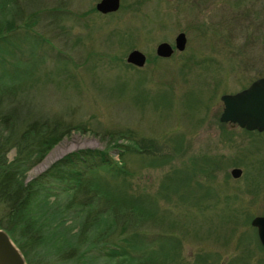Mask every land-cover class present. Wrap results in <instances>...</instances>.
Here are the masks:
<instances>
[{
  "label": "rangeland",
  "instance_id": "1",
  "mask_svg": "<svg viewBox=\"0 0 264 264\" xmlns=\"http://www.w3.org/2000/svg\"><path fill=\"white\" fill-rule=\"evenodd\" d=\"M96 1L16 0L24 18L33 14L28 28L0 37V71L14 85L15 66L34 64L36 78L22 77L21 91L33 118L72 129L25 181L80 150L118 161L132 142L113 141V132L130 131L158 158L124 156L131 183L156 212L141 228L156 252L149 259L249 264L245 222L264 208V134L220 123L219 98L264 77V0H119L106 15L90 13ZM178 33L184 50L156 57V45L173 47ZM132 50L145 56L141 68L126 65Z\"/></svg>",
  "mask_w": 264,
  "mask_h": 264
},
{
  "label": "trees",
  "instance_id": "2",
  "mask_svg": "<svg viewBox=\"0 0 264 264\" xmlns=\"http://www.w3.org/2000/svg\"><path fill=\"white\" fill-rule=\"evenodd\" d=\"M90 13L98 15L94 8ZM31 15L24 18L16 0H0V37L27 29ZM15 67L17 85L0 71V230L26 264H155L149 257L156 252L141 229L156 217L155 208L137 193L124 159L138 154L154 163V147L135 140L130 131L116 130L113 141L132 142L122 147L118 161L106 152L80 150L25 181L72 129L59 120L33 118L32 100L21 98V91L22 77L36 78L34 64ZM11 152L14 156L8 160Z\"/></svg>",
  "mask_w": 264,
  "mask_h": 264
},
{
  "label": "water",
  "instance_id": "3",
  "mask_svg": "<svg viewBox=\"0 0 264 264\" xmlns=\"http://www.w3.org/2000/svg\"><path fill=\"white\" fill-rule=\"evenodd\" d=\"M119 8V0H99L94 9L104 15L114 13ZM185 47V36L178 33L173 40V47L166 42L156 45L154 54L161 59L169 58L173 51L181 52ZM126 64L141 68L145 64V56L137 51H130L125 58ZM222 104L219 115L220 123L235 124L246 131H264V78L253 81L249 86L234 94L220 96ZM232 178L240 175V170H230ZM264 217L252 221L258 230V236L264 244ZM0 264H26L21 253L12 243L8 235L0 230Z\"/></svg>",
  "mask_w": 264,
  "mask_h": 264
},
{
  "label": "flooded vegetation",
  "instance_id": "4",
  "mask_svg": "<svg viewBox=\"0 0 264 264\" xmlns=\"http://www.w3.org/2000/svg\"><path fill=\"white\" fill-rule=\"evenodd\" d=\"M98 1L99 0H97L95 2V4ZM260 78H264V77L256 78L253 81H255L257 79H260ZM251 83H249L248 85H250ZM229 125L232 126V127L235 126V127L238 128V126L235 125V124L234 125L233 124H229ZM238 129H240L242 131H246V130L241 129V128H238ZM246 132L250 133V134H255V135L264 134V131L259 132V131H256V130L246 131ZM248 217H250V218L245 222V226L248 225L247 229H248V233H249V237H247V241L248 242H247V245H246V246H248L250 248L249 249L250 250L249 259H248L249 260V264H264V244H262L260 239H259L257 228L254 225H252V221L254 219L263 218L264 217V208L262 210H260L259 213L258 212L255 213L254 212V213L248 214ZM263 225H264V223H263ZM238 245H240V243ZM234 258L238 259L240 261V257L238 255L235 256Z\"/></svg>",
  "mask_w": 264,
  "mask_h": 264
},
{
  "label": "bare ground",
  "instance_id": "5",
  "mask_svg": "<svg viewBox=\"0 0 264 264\" xmlns=\"http://www.w3.org/2000/svg\"><path fill=\"white\" fill-rule=\"evenodd\" d=\"M49 160H50V159H49ZM47 161H48V159H47ZM47 161H46V162H47ZM38 170L40 171V170H41V168H39Z\"/></svg>",
  "mask_w": 264,
  "mask_h": 264
}]
</instances>
